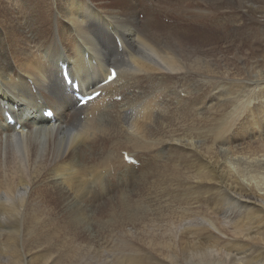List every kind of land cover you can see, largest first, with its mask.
Masks as SVG:
<instances>
[{
	"label": "bare ground",
	"instance_id": "6f19581e",
	"mask_svg": "<svg viewBox=\"0 0 264 264\" xmlns=\"http://www.w3.org/2000/svg\"><path fill=\"white\" fill-rule=\"evenodd\" d=\"M55 1L60 10L51 17L44 13L45 18L31 30L32 21L21 8L27 4L25 9L31 11L46 0L18 1L23 21L0 0V44L7 39L0 46V137H4L0 138V222L4 218L9 222L8 230L0 232V264H63L67 254L75 255L78 262L81 255L87 264H110L112 260L96 244L74 246L72 237L60 233L48 203L55 200L60 207L73 209L64 218L75 224L85 218L81 209L94 207L100 199L109 208L115 206L102 174H110L118 163V176L125 178L130 167L122 152L136 161V155L143 156L138 174L142 193L131 198L120 190L123 193L116 201L126 207L131 221L129 208L141 212L137 220L142 232L129 230L127 235L140 238L148 251L154 249L152 238L167 217L170 237L165 248L161 246L167 256L161 257L168 264L181 258L185 264H246L242 246L222 243L228 234L249 243L259 238L264 258V227L259 226L264 223V189L255 181L264 177V139L240 151L254 167L247 171L255 175L246 176L228 158L232 142L242 138L218 136L228 119L221 121L212 112L214 106L232 108L235 103V109L245 108L239 130L247 124L252 131H264V110L247 109L252 99L264 104V27L258 25L264 26V0ZM46 20L43 34L47 36H43L37 29ZM194 21L202 22L204 34L209 35L203 43L192 37ZM259 30L260 39L254 42L259 51L253 50V60L238 50L244 39L253 42ZM213 31L219 32L216 38ZM41 49L57 61L48 62ZM58 63L68 65L82 92L104 81L108 68L118 72L101 89L104 97L76 108V101L66 94ZM259 84L262 87L255 92L254 85ZM31 85L38 91L32 94ZM182 92L187 94L186 102L180 99ZM116 97L123 103L106 101ZM5 107L21 125L18 131L6 123ZM45 109L54 112L55 124L43 118ZM194 193L208 195L211 207L178 198ZM192 206L197 210L192 211ZM105 226H110L109 218ZM235 253L239 258H231ZM137 260L132 259L135 264Z\"/></svg>",
	"mask_w": 264,
	"mask_h": 264
},
{
	"label": "rangeland",
	"instance_id": "374dc122",
	"mask_svg": "<svg viewBox=\"0 0 264 264\" xmlns=\"http://www.w3.org/2000/svg\"><path fill=\"white\" fill-rule=\"evenodd\" d=\"M6 2V5L9 6L10 10L12 9L14 11V15H17L19 20L23 21L22 18H23V14L20 13V8H19V5L17 4L18 1L20 0H4ZM43 3V2H41ZM37 4L34 6V8L31 10V11H27L25 9V6H27V4H24L22 6V10L25 11L27 14L26 16H24L25 18L27 19H31V24L28 25V27L31 29V30H34L38 25L39 23L42 21V19H44V13L47 14V17H51L53 16L56 11L60 10V5L58 3H56L55 0H46V3L45 4ZM258 6H262V4H258ZM0 8H2L1 6V3H0ZM140 19H142L141 17H143L142 15H139ZM257 19L258 20H261L260 19V16L259 14L256 15ZM152 19H155L152 18ZM200 19H198L197 21H199ZM242 20V19H241ZM197 21H194L191 25L192 27V37H196V39L200 42V43H203L204 40H205V37H208L209 35H205L204 34V24L201 22H197ZM231 21L233 22L234 19L232 18ZM48 22L51 24V25H54V22H52L51 20H48ZM163 22L164 23H169L170 20L168 19H163ZM261 23H263V20H261ZM227 24V23H226ZM202 25V26H201ZM260 27H264L262 24H258ZM47 26V20L46 22L39 28L37 29V33L38 34H41L43 36H47L46 34H43V32H45V28ZM201 27V28H200ZM203 27V28H202ZM52 33V29L51 27L49 28V31H48V34ZM217 33H219L217 31ZM217 33L213 31V35L214 37L216 38L217 37ZM244 33H247L244 32ZM258 35L257 37L253 40V42L251 41L250 38L248 39H244L242 44H240V47H239V50L237 48V50L240 52V50L242 52H240L242 55L245 54V55H248L250 56V58H253V60L256 59V57L254 56L253 54V50L254 51H259L258 48L254 45V42L255 40H259L260 38V34L262 33V30H259L258 31ZM216 34V35H215ZM7 35V33H6ZM201 35V36H200ZM212 35V34H210ZM47 39V37H46ZM201 39V40H200ZM203 39V40H202ZM246 40V41H245ZM7 39L4 40L3 39V42L2 44H0V46H5L7 44ZM56 41L57 43H59V45H61L60 41L58 40V38L56 37ZM236 42V41H235ZM257 42V41H256ZM46 43V41H45ZM9 44V43H8ZM34 45V44H33ZM32 45V46H33ZM204 46V45H202ZM206 46H209V44H206L204 47ZM239 46V45H238ZM255 47V48H254ZM246 52V53H245ZM248 52V53H247ZM40 53L42 54V56L50 63H52L53 61H57L54 56L45 51V50H40ZM196 77H199L198 75H196ZM200 78V77H199ZM201 80V78H200ZM204 81V80H202ZM260 83V82H258ZM260 86H256L254 85V91L257 92L259 91V87H262L261 84H259ZM256 86V87H255ZM33 90H37L34 86L31 85V92L33 94ZM218 90H213V94L215 96V98H218V94L215 93V92H218ZM185 97V98H184ZM257 97V96H255ZM180 99H182L183 101L185 100L186 102V99L187 98V94L185 96V93L182 92L181 93V96H180ZM258 99V98H257ZM257 99H252V101L250 103L247 102V104H249L247 106V109L251 108V107H258L257 109L259 110H264V104L263 102H258ZM112 100L114 99H110L107 98V102H111ZM217 102V100H215ZM120 104H122L123 102H119ZM249 107V108H248ZM245 108H238V109H235V103L232 104V108L231 106H225V105H217V106H214L212 108V112H215L219 119L222 121V120H227V123L224 124L223 126V129L221 131H219L217 134L218 136H222L221 133H226L227 135L224 136L225 138H227L228 136L232 137L234 134H239V137L238 138H242V142L241 140L237 141V139L235 141L232 142V147L235 148L233 150V148L231 147V145L229 147H231L230 149V154L228 155V158L230 157L231 158V162L232 163V166L234 167H237L239 169H243V173L246 175V176H253L255 175V173H248L249 171L247 170H250V168L254 169V167H251V158L250 159H247V157H244L243 155L240 154V151L241 149H243L246 145L248 144H255L256 142L264 139V131H260L259 133H257L258 131H252L250 130L251 128L247 126V124L243 125V128L241 130L240 129V126L241 123L243 122V110ZM236 111V113L234 114V112ZM217 112H222L221 114H218ZM224 113H228L227 115H223ZM240 116V118L238 117ZM260 118V116H258ZM230 120V121H229ZM219 123V122H218ZM247 126V127H246ZM212 127V126H211ZM235 129V130H234ZM229 130V131H228ZM233 130V131H232ZM246 130V132H245ZM228 132V133H227ZM234 132V133H233ZM252 132V133H251ZM241 133V135H240ZM249 133V134H248ZM246 134V135H245ZM245 135V136H244ZM251 135V136H250ZM253 135V136H252ZM259 135V136H258ZM241 136V137H240ZM228 137V138H230ZM1 139H4V137H0ZM244 138V139H243ZM0 139V140H1ZM199 138H196L195 140H197ZM247 139V140H246ZM44 141H45V138H41V143L44 144ZM237 143V144H236ZM239 143V144H238ZM241 143H244L241 145ZM241 146V147H240ZM239 147V148H238ZM232 152V154H231ZM101 154V153H100ZM238 154V155H237ZM233 158H232V156ZM235 155V156H234ZM237 155V156H236ZM137 156V162L139 163L138 166H135L133 167L132 165H129L130 167V170L127 172L126 171V175H125V178L123 180L120 179V176H118V169L120 168V165H118V163H116L113 168H110V171L111 173L109 174H106V173H101L103 175V181H106V187H109L111 189L110 191V194H109V197L111 195V201H113L114 205L111 204L110 208L105 204L103 203V201L100 199V201L94 205V207L92 208H83L81 209V212L84 214L85 218L83 220H80L78 222V224H75L73 221H69L67 220V218L65 217L64 218V214L65 215H68V214H71L73 212V209L71 208H62L58 205L57 202H55V200H50V202L48 203L49 205V208L51 210V213L54 214L53 217H55L54 219V222L53 224L54 225H57L60 227V233H64L67 237H72V241H73V245L75 246V244H80V245H84V244H88L89 242L90 243H93V244H96L97 245V248H102V250L106 253L105 256H107L108 258V261L110 262V264H135L132 259L134 260H137L136 263L137 264H159L157 263L158 261L161 263V264H166L167 263V259L166 258H162L164 257L165 255L167 256V253L165 251V244H166V241H168L169 239V229L167 226H169L167 224V221L169 220L167 217H164L163 218V221L161 222V225H160V233H158V235H156L155 237L152 238V242L154 244V242H156L155 244L157 245V243L159 245H155L154 244V250L153 248H150L149 251H152L151 254L148 253L149 251L147 250L148 249V246L146 247L143 242L142 244L140 245L141 241H139L140 238L139 235L137 236L138 239H136L135 236H129L127 235V232H129V230L133 231V233H139V232H142V224H140V221L137 220V217L140 216V211L139 212H135L133 209L129 208L131 210V214L134 216L133 218V221H131L130 217L127 216L128 215V212L126 211V207L124 208V205H122L119 201L117 202L116 200L119 199L118 197H121V193H123V191H120V190H124L126 191V195L127 196H130L131 198H137L138 197V194L142 193V191L140 190V188H138V184H140V181L138 180V174H139V171H140V159H143V156L141 155H136ZM135 156V157H136ZM141 157V158H140ZM133 158V157H132ZM140 158V159H139ZM134 159V158H133ZM239 159V160H238ZM247 159V160H246ZM125 162V161H124ZM242 162V163H241ZM240 163V164H239ZM244 163V164H243ZM235 164V165H234ZM112 165V164H111ZM247 165V166H246ZM241 166V167H240ZM246 166V167H245ZM253 166V164H252ZM248 167V168H247ZM250 167V168H249ZM118 177V178H117ZM117 178V179H116ZM262 180H261V179ZM258 180L256 178V182H257V185H258V188L259 189H264V177H260ZM261 181V182H260ZM120 182V183H119ZM258 182H260L258 184ZM118 184V185H117ZM121 184V185H120ZM127 185V186H126ZM263 185V186H262ZM126 189V190H125ZM141 191V192H140ZM264 192V191H263ZM130 194V195H129ZM204 195V197H202L201 195L199 194H191V195H179L178 198L179 199H185L189 202H196L194 205L199 207H203V208H210L211 207V204L209 202V199L208 198V195H205L204 193L202 194ZM142 196V195H141ZM115 200V201H114ZM105 201V200H104ZM54 202V204H53ZM51 203V205H50ZM56 203V204H55ZM100 203V204H99ZM102 203V204H101ZM142 204L144 205V200L142 199ZM53 205V207L51 208V206ZM56 205V206H55ZM58 205V206H57ZM100 205V206H99ZM182 206L186 205V204H180ZM176 206H179L176 205ZM112 207V208H111ZM117 207V208H115ZM197 207H191L190 209L192 211L194 210H197ZM57 208V209H56ZM100 208V210H99ZM122 208V209H120ZM154 208V207H153ZM56 212H55V210ZM94 209V210H93ZM110 209V210H109ZM53 210V211H52ZM58 210V211H57ZM84 210V211H83ZM120 210V211H119ZM129 210V211H130ZM61 211V212H60ZM66 211V212H65ZM124 211V212H123ZM134 211V212H133ZM160 211H165L164 208H162V210ZM60 212V213H59ZM122 212V213H121ZM162 212V214H163ZM62 213V214H61ZM116 213V214H115ZM119 213V215H118ZM134 213V214H133ZM122 214V215H121ZM127 214V215H126ZM124 215V216H123ZM106 216V217H105ZM122 216V217H121ZM127 216V217H126ZM57 217V218H56ZM88 217V218H87ZM106 218V219H105ZM110 219V226L107 228L105 226V222L107 219ZM121 218V219H120ZM126 220H124V219ZM87 220V221H86ZM89 220V221H88ZM97 221V222H96ZM105 221V222H104ZM138 223H137V222ZM7 222V223H6ZM88 222V223H87ZM113 222V224L111 223ZM3 223V224H2ZM8 221L4 219L1 220L0 222V226L3 227V229L0 230V232H5L7 231V226H8ZM92 223V224H91ZM157 223V222H156ZM2 224V225H1ZM89 224V225H88ZM91 224V225H90ZM103 224V226H102ZM115 224V226H114ZM125 224V225H124ZM129 224V225H128ZM131 224V225H130ZM140 224V226H139ZM128 225V227H127ZM163 225H165L163 227ZM5 226V227H4ZM99 226V227H98ZM113 226V227H112ZM139 226V227H138ZM259 226L261 227H264V223H261L259 222ZM98 227V228H97ZM105 229H104V228ZM117 227V228H116ZM134 227V228H133ZM5 228V230H4ZM133 228V229H131ZM142 228V229H141ZM244 228H246V226L244 225ZM100 229H104V230H100ZM113 229V230H112ZM167 229V230H165ZM12 230V229H11ZM107 230V231H105ZM110 230V231H109ZM124 230V231H123ZM87 231V232H86ZM112 231V232H111ZM131 231V232H132ZM167 231V232H166ZM118 232V233H117ZM7 233V232H6ZM91 236H90V234ZM101 233V235H100ZM117 233V234H116ZM126 233V234H125ZM5 234V233H4ZM104 234V235H103ZM127 235V237H126ZM161 235V236H160ZM106 236V237H105ZM129 236V237H128ZM163 236V237H162ZM228 237L225 239H223L222 243H225L227 245V247H235V248H238V246H242L243 249L241 250L242 252V256H246V264H264V258H262V255L260 253V246H261V243L259 241V238H255V239H252L249 243V241H244V240H240L238 238V235L237 234H228L227 235ZM80 239H79V238ZM96 237V238H95ZM103 237V238H102ZM134 237V238H133ZM158 237V241L155 240L156 238ZM76 239V240H75ZM123 239V240H122ZM136 239V240H135ZM137 240H138V243L139 245H137ZM155 240V241H154ZM171 241V239H170ZM169 241V243H170ZM88 242V243H87ZM263 242V241H262ZM113 243V244H111ZM136 244V245H135ZM220 245V244H219ZM119 246V247H118ZM129 246L131 248H129ZM138 246V247H137ZM160 246V247H158ZM163 248H162V247ZM140 248V249H139ZM147 248V249H146ZM78 249V248H77ZM131 249H133L134 251H132ZM144 249V250H143ZM146 249V250H145ZM216 249L218 250V252L220 251L219 248L216 247ZM79 250V249H78ZM132 252H131V251ZM139 250V251H137ZM142 250V251H140ZM148 251V252H146ZM160 251V252H158ZM163 251V252H162ZM234 251V250H233ZM138 252V254H137ZM146 252V253H145ZM165 252V253H164ZM143 253V254H142ZM155 253H156V256H155ZM164 253V254H163ZM230 253H232V251L230 250ZM132 254V256L130 255ZM135 254V255H134ZM138 256H137V255ZM146 256L149 254V256ZM236 253L234 255L231 256V258H234V259H237L239 258L235 256ZM67 256V257H66ZM64 256V258L61 259V261H64L65 262V258L68 259V262L64 263L63 264H87L86 260L83 259V257L81 255H79V257L77 258L79 260L76 261L74 260L76 258V256H70V255H66ZM138 258H137V257ZM142 256V258L140 257ZM151 256V257H150ZM153 256V257H152ZM159 256V258H158ZM162 256V257H161ZM165 256V257H166ZM71 257V258H70ZM110 257V259H109ZM133 257V258H132ZM146 257V258H145ZM137 258V259H136ZM154 258V259H153ZM72 259V260H71ZM147 259V260H146ZM150 259V260H149ZM153 259V260H152ZM74 260V261H73ZM128 260V262H126ZM142 260V261H141ZM144 260H145V263H144ZM156 260V261H155ZM164 260V261H163ZM67 261V260H66ZM81 261V262H80ZM83 261V262H82ZM123 261V262H122ZM130 261V263H129ZM139 261H141L139 263ZM179 261H182V262H179ZM178 261L179 264L184 263V259H180ZM188 261V259L186 260ZM78 262V263H77ZM86 262V263H85ZM114 262V263H113ZM132 262V263H131ZM148 262V263H146ZM177 263V264H178ZM91 264V263H90ZM92 264H95L92 262ZM168 264V263H167Z\"/></svg>",
	"mask_w": 264,
	"mask_h": 264
},
{
	"label": "snow or ice",
	"instance_id": "6c2138e0",
	"mask_svg": "<svg viewBox=\"0 0 264 264\" xmlns=\"http://www.w3.org/2000/svg\"><path fill=\"white\" fill-rule=\"evenodd\" d=\"M116 76L115 70L112 71V74L108 77V80L111 81Z\"/></svg>",
	"mask_w": 264,
	"mask_h": 264
}]
</instances>
